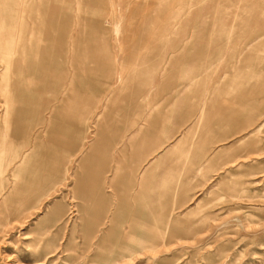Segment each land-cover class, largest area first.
Returning <instances> with one entry per match:
<instances>
[{"label":"rangeland","instance_id":"1","mask_svg":"<svg viewBox=\"0 0 264 264\" xmlns=\"http://www.w3.org/2000/svg\"><path fill=\"white\" fill-rule=\"evenodd\" d=\"M16 1L26 38L57 14L74 115H47L40 184L2 166L0 264H110L130 232L114 264H264V0Z\"/></svg>","mask_w":264,"mask_h":264},{"label":"bare ground","instance_id":"2","mask_svg":"<svg viewBox=\"0 0 264 264\" xmlns=\"http://www.w3.org/2000/svg\"><path fill=\"white\" fill-rule=\"evenodd\" d=\"M48 3L51 5L49 9H54V14H56L57 5L52 1H48ZM44 6L45 4L41 5V8ZM40 9L39 15L37 18L35 17L30 27V36L26 38L28 29L23 22L21 4L16 0H0V98L2 97L3 102L0 107V124L1 122L5 123L3 127L0 125V129L2 127L4 131V139H0V155H5V160L4 156L0 159V171L5 163V169L13 164H18L15 171L11 175H7L6 179L8 180V177L11 179L10 176H12L14 183V178L18 175L17 177H20L22 185L24 183L26 189L29 185L34 186L42 182L41 169L46 165L43 164L45 157L42 154L44 150L40 143L42 138L56 137L54 133L49 136L50 133L43 129L47 122V115L49 114L48 118L55 126L54 129L57 128L59 122L61 123L63 116L71 118L74 115L71 109L65 111L62 109L63 94L61 95V87L58 82L63 47L59 39L58 24L57 22H46L45 13H42ZM47 32H50L49 36ZM84 55L89 56L86 53ZM82 57L83 54L79 51L74 64L77 71L79 67L87 70L84 61L80 60ZM48 93L51 94L50 98L46 97ZM72 98L73 95L70 99ZM29 164L30 169L27 167ZM22 168L26 169L22 171ZM54 211L50 225L45 231L47 233L50 230L52 233V238L47 243H52L55 240L57 233L53 234V231L60 230L59 225L62 221L60 211ZM93 225L95 223L91 222L89 225L87 224V229L85 227L83 230V233L86 234L84 246L90 245L92 234L99 231L98 225L94 226L93 230L95 231L91 230ZM137 225L139 226L140 223ZM45 232L39 236L36 243L41 240L40 237L43 238L44 234L46 235ZM130 233L131 236H126L120 243L119 252L123 251V253H118L113 258L110 257L112 258L110 264L122 260L126 254L128 255L125 257L135 254L134 244L139 243L141 246L146 244L147 239L144 240V233ZM133 234L136 236L134 237ZM154 234L163 236V233H160L161 235L158 232ZM152 240L154 241V239ZM124 251L126 252L124 253Z\"/></svg>","mask_w":264,"mask_h":264},{"label":"crops","instance_id":"3","mask_svg":"<svg viewBox=\"0 0 264 264\" xmlns=\"http://www.w3.org/2000/svg\"><path fill=\"white\" fill-rule=\"evenodd\" d=\"M56 4V3H55ZM56 5H58V4H56ZM51 7V5H49V8ZM48 9V8H47ZM49 11H50V14H51V12H55V10L54 9H49ZM47 19H48V21H47ZM46 22H49L50 21V19H49V15H47L46 16V20H45ZM55 22H57V14H56V20H55ZM55 22H51V23H55ZM59 34V33H58ZM82 54H83V57L80 59L81 61H83V59L85 58V57H87L86 55H84V53H86L87 55L89 54V52L88 51H86V50H81L80 51ZM79 71H84V68H81V67H79L78 68V72Z\"/></svg>","mask_w":264,"mask_h":264}]
</instances>
